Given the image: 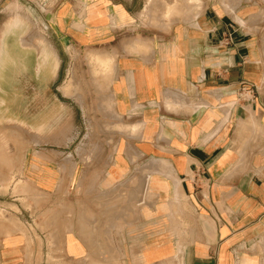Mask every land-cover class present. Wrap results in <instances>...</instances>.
<instances>
[{
  "label": "crops",
  "instance_id": "1",
  "mask_svg": "<svg viewBox=\"0 0 264 264\" xmlns=\"http://www.w3.org/2000/svg\"><path fill=\"white\" fill-rule=\"evenodd\" d=\"M132 2L0 0L23 131L0 144V264H264V24L247 12L207 8L133 40L141 55L117 42L109 108L67 143V41L121 39Z\"/></svg>",
  "mask_w": 264,
  "mask_h": 264
},
{
  "label": "rangeland",
  "instance_id": "2",
  "mask_svg": "<svg viewBox=\"0 0 264 264\" xmlns=\"http://www.w3.org/2000/svg\"><path fill=\"white\" fill-rule=\"evenodd\" d=\"M146 1L147 0H133L131 4L130 17L125 16V26L122 29L121 39L118 40V38L109 36L106 39L95 41H67V55L65 56L66 71L61 72L60 76L61 80L64 81L65 84L69 81V79L73 78L74 85L76 86H74L76 90H74L72 94L66 95L68 97L67 143L69 145L73 146L82 142L83 137L74 135V131L76 128L83 127L86 129L87 133H93L94 131H96L99 127L100 118L103 117L104 114H106V111L109 108V102L107 100L108 84L111 79L113 70L112 73L109 74L108 78H106L105 80H101L100 85H98V83H96L94 79L95 75L93 76L90 68L91 65L88 61V54L90 52L107 53L113 47L117 46L116 44L120 40L122 43H125L130 39L129 44L131 45V42H134L133 40H141L142 38H149L150 36L152 37L153 35L161 32H167L174 24L186 23L193 18H196L207 8H213L218 12L227 14H235L237 12L242 14L244 12H247V14L258 20L260 24H264V0H197V3L192 6L197 14L196 16H191L192 18L184 16L183 8L182 14L178 13L176 16L174 15L172 17H163V4H174V0H155L153 2L154 4L149 6L150 8L146 13L144 11ZM10 9L11 8L9 7L8 10ZM84 10L85 7H79L77 9L79 13L80 11H83L84 13ZM153 10L154 14H156L155 16H157L158 18L154 22L150 21L147 17V14L153 15ZM83 15L84 16H82V20L84 21L85 13ZM92 16V13L89 12L88 18L90 19L92 18ZM119 17L120 19H122V14H120ZM112 18V13H110L108 15L107 26H117L116 19ZM113 52L116 53L115 51ZM107 54L112 57L113 68L115 56L109 53ZM3 56L4 61H2L0 73L3 70L2 68L4 67L5 63V52ZM63 94L65 95L64 92ZM5 96L6 104L3 107L7 109V111L5 112L4 109L0 110V123H4V126L0 127V144H10L12 142V136L15 137L14 143L18 142L21 144L23 142V131L21 129L18 130L17 125L12 123L10 105L8 104L9 100L11 99V93L8 87H0V97L2 98ZM16 131L19 132L18 140ZM91 138L92 137L88 136L85 139H87V142H90L88 140H91ZM97 202L98 201L93 203V208L101 211L103 207Z\"/></svg>",
  "mask_w": 264,
  "mask_h": 264
},
{
  "label": "bare ground",
  "instance_id": "3",
  "mask_svg": "<svg viewBox=\"0 0 264 264\" xmlns=\"http://www.w3.org/2000/svg\"><path fill=\"white\" fill-rule=\"evenodd\" d=\"M155 0H147L146 1V5H145V8H144V11L147 13V10L150 8L149 6L153 5ZM197 0H174V4L171 5V4H163V10H162V16L163 17H172V16H176L178 13L182 14V12L184 13V16H188L189 18H192L191 16H196L197 12L193 9V5L196 4ZM157 5V4H156ZM18 5H16L15 7H17ZM14 7V8H15ZM17 8H21V7H17ZM182 8H183V11H182ZM152 9V7H151ZM156 9V8H155ZM19 10V9H18ZM22 12V11H21ZM150 12V11H149ZM83 13V11H82ZM157 13V12H156ZM160 14V13H159ZM156 14H154V10H153V15H149L147 14V17L150 21L154 22L156 21L158 18L157 16H155ZM146 16V15H145ZM160 16V15H158ZM81 17V16H80ZM76 24V23H75ZM74 24V25H75ZM77 25H80V24H77ZM75 25V27L77 26ZM82 27V26H81ZM147 46L144 45L143 43H140V42H137L135 41L134 44L129 47L128 51L129 53L131 52H136L140 54V52H142V50H145ZM147 50V48H146ZM144 52V51H143ZM46 53V52H45ZM43 54V53H42ZM141 55V54H140ZM5 63H4V67L2 68L3 70L6 68V66L8 65L9 63V55H8V52H5ZM44 58V57H42ZM46 58V57H45ZM4 61V60H3ZM88 61H89V64L91 65L90 68H91V71H92V74L94 76V79L96 81V83H98V85H100V81L101 80H105L106 78H108L109 74L112 73V63H113V60H112V57L109 56L107 53H96V52H90L88 54ZM10 66V65H9ZM56 66V65H55ZM8 69V68H7ZM1 70V69H0ZM2 70V71H3ZM1 74V73H0ZM3 80V79H2ZM4 81V80H3ZM74 82H73V78L69 79V81L63 85V87L61 88L62 91L65 93V95H69V94H72L74 92V90H76V86L74 87ZM9 87V86H8ZM11 89V88H10ZM15 90V89H14ZM6 92V91H5ZM7 93V92H6ZM5 94V93H4ZM0 110L4 109V111L6 112L7 109H5L3 106H5L6 104V96L5 97H0ZM189 105V104H188ZM191 105V104H190ZM177 107V106H176ZM2 116V115H1ZM136 126V125H135ZM134 126V127H135ZM139 126H137L138 128ZM244 127V126H243ZM126 128V127H124ZM129 129L131 127H128ZM136 128V127H135ZM135 128H131V131L133 132L134 130H137ZM123 129V128H122ZM139 131V130H137ZM128 132V131H127ZM130 132V131H129ZM138 133V132H136ZM134 133V135L136 134ZM131 158V157H130ZM134 160V159H133ZM163 161V160H162ZM161 161V162H162ZM155 162V161H154ZM158 163V162H157ZM164 163V162H162ZM151 166V164H150ZM155 167L156 166V163L154 165ZM153 166V167H154ZM146 167V166H145ZM159 167V166H158ZM152 168V166H151ZM151 168H148L150 169V171L156 169H151ZM161 168V166H160ZM159 168V169H160ZM147 169V168H146ZM155 171V170H154ZM153 171V172H154ZM149 172V171H148ZM146 173V174H149V173ZM153 172L151 174H153ZM156 173H158L157 171H155ZM154 172V173H155ZM163 172V171H161ZM164 173H162L163 175ZM150 175V174H149ZM173 177V176H172ZM168 178V177H167ZM170 178V177H169ZM172 180V179H171ZM174 184V182H173ZM178 187V186H177ZM180 188V187H179ZM181 191V190H180ZM106 194V193H105ZM180 195V194H179ZM181 196V195H180ZM182 205V204H181ZM183 207V206H182ZM179 210V209H178ZM182 215V214H181ZM173 216V215H172ZM170 218V217H169ZM168 219V218H167ZM177 222V221H176ZM179 222V221H178ZM184 224V223H182ZM173 226V225H172ZM187 226V225H186ZM175 228V227H174ZM182 229V228H181ZM175 230V229H174ZM184 230V229H183ZM179 236V235H178ZM182 237V236H181ZM180 240V238H179ZM179 251V250H178Z\"/></svg>",
  "mask_w": 264,
  "mask_h": 264
},
{
  "label": "built area",
  "instance_id": "4",
  "mask_svg": "<svg viewBox=\"0 0 264 264\" xmlns=\"http://www.w3.org/2000/svg\"><path fill=\"white\" fill-rule=\"evenodd\" d=\"M227 38L231 43L230 36H228ZM256 91L257 88L255 86H249L248 88L245 86H241L237 92L238 99L243 101L251 100Z\"/></svg>",
  "mask_w": 264,
  "mask_h": 264
}]
</instances>
